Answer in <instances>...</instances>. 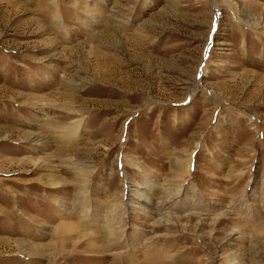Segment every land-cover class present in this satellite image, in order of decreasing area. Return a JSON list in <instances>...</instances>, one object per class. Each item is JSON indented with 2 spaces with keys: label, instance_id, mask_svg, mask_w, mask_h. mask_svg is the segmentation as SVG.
Listing matches in <instances>:
<instances>
[{
  "label": "rangeland",
  "instance_id": "374dc122",
  "mask_svg": "<svg viewBox=\"0 0 264 264\" xmlns=\"http://www.w3.org/2000/svg\"><path fill=\"white\" fill-rule=\"evenodd\" d=\"M0 264H264V0H0Z\"/></svg>",
  "mask_w": 264,
  "mask_h": 264
},
{
  "label": "bare ground",
  "instance_id": "6f19581e",
  "mask_svg": "<svg viewBox=\"0 0 264 264\" xmlns=\"http://www.w3.org/2000/svg\"><path fill=\"white\" fill-rule=\"evenodd\" d=\"M181 166H182V164H181ZM110 240H112V239H110Z\"/></svg>",
  "mask_w": 264,
  "mask_h": 264
}]
</instances>
